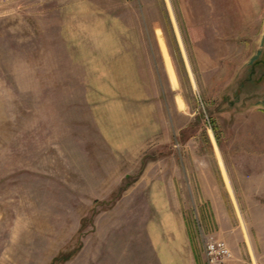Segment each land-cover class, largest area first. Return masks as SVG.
Segmentation results:
<instances>
[{
    "label": "rangeland",
    "instance_id": "1",
    "mask_svg": "<svg viewBox=\"0 0 264 264\" xmlns=\"http://www.w3.org/2000/svg\"><path fill=\"white\" fill-rule=\"evenodd\" d=\"M169 2L0 0V264H264V0Z\"/></svg>",
    "mask_w": 264,
    "mask_h": 264
},
{
    "label": "crops",
    "instance_id": "2",
    "mask_svg": "<svg viewBox=\"0 0 264 264\" xmlns=\"http://www.w3.org/2000/svg\"><path fill=\"white\" fill-rule=\"evenodd\" d=\"M196 1H199V0H196ZM200 1H201V7H200L201 8V12L199 11L200 9L198 8L199 12L197 14L200 15V16H205L206 12L204 13L203 10H204L205 7H207V1L208 0H200ZM212 2H213V0H210V3H212ZM165 5H166L165 7L167 9L169 19L173 22V24H175V13L173 12L172 9L170 10L171 7H170L169 0H165ZM180 7H181V13H183V15H186L187 17H191L193 15L190 11H186V7L184 8L185 11H183V9H182L183 7L182 6H180ZM228 7L227 8H226V6L223 7V9H221V12H219V13H221L219 18L222 19V24L223 25L225 24L227 29L229 28V25H230V22H231L230 21L231 17H230V13H229V8ZM189 9H190V7H189ZM238 9H240L239 6H238ZM238 14L240 15V13L237 12V16H238ZM237 19H238V21H236L233 18L234 21L232 20V24H240V23L242 24V22H243L242 18H241V20L239 18H237ZM221 158L220 159L222 161L223 169H224V171L226 173V176H227V179H228L230 190L228 189V187L226 185V182H225L224 176L222 174V170L220 168L218 160L215 163L216 166H214L216 169L212 168L213 164L206 163V166H204L203 168H200V167H197V166H196V168L193 167L194 169L190 168L189 172H187L186 166L182 165V162H180L178 164V162L175 161V163H174V191H175V193L180 191L179 190L180 189V185H178L177 182H178V179H181L182 174H184L185 177L190 179L191 191L192 192H194V188H195V191H196L195 200L196 201H198V200H203V201H208L209 200V201H212L213 200V195L216 193L215 192V188H216L217 184L216 185L210 184L208 182V179H210L211 177H214V174L215 175L217 174L221 178V181L224 183V187H225L226 193L228 195V198L232 199V196L234 197L233 188H232V185H231V182H230V179H229V174H228L225 162L223 160V157H221ZM182 170H184V173H182ZM217 188H218V185H217ZM201 210H203V211L200 212L198 210V214L202 215V216H205V220H207L206 219V215L207 214H206V211H205V207L202 206ZM204 227L207 228L208 233L209 232H214L215 235H217L219 238L222 237L225 241H227L229 239V237H228V232L229 231L227 229H224L222 226H219L218 230H212V229H210L211 226L209 225V227H208V224L205 222L204 223ZM176 229H177V238L180 239L181 243L184 246H186V244L188 245L189 251L191 253V257L194 260L195 248H193V246L191 244V240H190V236H189V232H188L189 230H188L187 225H186L185 221L183 220V216H182V214L180 212L177 213ZM227 243H229V242H227ZM194 264H195V262H194ZM230 264H241V263L238 262V261H236V262L232 261V262H230Z\"/></svg>",
    "mask_w": 264,
    "mask_h": 264
},
{
    "label": "built area",
    "instance_id": "3",
    "mask_svg": "<svg viewBox=\"0 0 264 264\" xmlns=\"http://www.w3.org/2000/svg\"><path fill=\"white\" fill-rule=\"evenodd\" d=\"M204 254L207 264H227V261L231 258V252L226 242L215 235L214 232L206 234Z\"/></svg>",
    "mask_w": 264,
    "mask_h": 264
},
{
    "label": "trees",
    "instance_id": "4",
    "mask_svg": "<svg viewBox=\"0 0 264 264\" xmlns=\"http://www.w3.org/2000/svg\"><path fill=\"white\" fill-rule=\"evenodd\" d=\"M261 63H262V65L264 66V57H263ZM70 255H71V253H70V254H66V255H64V254H59V255H57V256L51 261L50 264H54L56 261H60L61 258H62V261H63V260H65V259H67Z\"/></svg>",
    "mask_w": 264,
    "mask_h": 264
}]
</instances>
